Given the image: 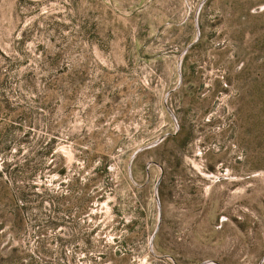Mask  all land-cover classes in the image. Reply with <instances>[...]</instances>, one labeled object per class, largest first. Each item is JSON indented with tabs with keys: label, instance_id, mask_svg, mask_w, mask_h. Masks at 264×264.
<instances>
[{
	"label": "rangeland",
	"instance_id": "374dc122",
	"mask_svg": "<svg viewBox=\"0 0 264 264\" xmlns=\"http://www.w3.org/2000/svg\"><path fill=\"white\" fill-rule=\"evenodd\" d=\"M263 255L264 0H0V264Z\"/></svg>",
	"mask_w": 264,
	"mask_h": 264
},
{
	"label": "water",
	"instance_id": "95a60500",
	"mask_svg": "<svg viewBox=\"0 0 264 264\" xmlns=\"http://www.w3.org/2000/svg\"><path fill=\"white\" fill-rule=\"evenodd\" d=\"M201 3H202V2H201ZM196 18H197V17L195 16V25L197 26ZM197 37H198V32H197ZM184 52H185V50L181 53V56L184 54ZM178 77H179V81H180V80H181V73H180V58H179V60H178ZM170 92H172V90L169 91V92H167V94L170 93ZM168 113L170 114V116L172 117V119L174 120L175 125H176L175 117H174V115L172 114V112H171L169 109H168ZM172 134H174V133H165V134H163L162 136H160L159 138H157L156 140H154V141H152V142H150V143H148V144H146V145H144V146H141V147L138 148V149L133 153V155L130 157V162H131L132 159L134 158V155H136L138 152H140V151H142V150H144V149H146V148H149V147H152V146L156 145L157 143H159L160 141H162L166 136H168V135H172ZM128 169L130 170V163H129V165H128ZM158 182H159V179L157 180V183L155 184V192H156V187H157ZM159 221H160V210H159V217H158V223H157V226H156V228H155V230H154V232H153V234H152V236L150 237V240H149V246H150V247H151L152 244H153L154 235H155V233H156V231H157V229H158ZM167 257L170 258V259L172 260V262L175 264V262L173 261V259H172L170 256H167ZM263 260H264V255L262 256V258L259 260V262H258L257 264H262ZM207 263H214V262H213V261H210V260H207V261L201 262L200 264H207Z\"/></svg>",
	"mask_w": 264,
	"mask_h": 264
},
{
	"label": "trees",
	"instance_id": "16d2710c",
	"mask_svg": "<svg viewBox=\"0 0 264 264\" xmlns=\"http://www.w3.org/2000/svg\"><path fill=\"white\" fill-rule=\"evenodd\" d=\"M64 171H65V167L63 166V163H61V166L58 168V173L62 174V173H64ZM11 176H13V175H11ZM36 194L37 193L34 192V190H33V186H30L29 192H24V191L17 190V191H14V194H12V196L15 197L16 200L22 204V209H23V206H25V204L29 201V197L31 195H35L36 196ZM51 226H55V225L52 224Z\"/></svg>",
	"mask_w": 264,
	"mask_h": 264
}]
</instances>
